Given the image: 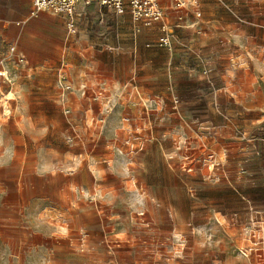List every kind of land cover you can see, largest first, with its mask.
Here are the masks:
<instances>
[{
  "label": "crops",
  "instance_id": "0c3cea01",
  "mask_svg": "<svg viewBox=\"0 0 264 264\" xmlns=\"http://www.w3.org/2000/svg\"><path fill=\"white\" fill-rule=\"evenodd\" d=\"M96 1L77 6L74 23L75 29H78V39L73 44L75 47H71V53L67 54L68 61L64 66L61 40L57 45L51 44L47 42L44 32L32 28L36 20V17L29 16L32 0H0V49L3 51V47L11 48L15 44L17 55L16 61L14 56L10 62L1 61L3 69L9 71L12 77L10 83L5 85V96L13 106L11 111L3 113L1 120L4 121L1 122L8 123L10 119L13 127L5 134L15 135L16 129V135H31V128H35V124H52L57 119L56 135L62 138L73 133L85 136L86 145L83 144L86 148H53V158H50L47 152L52 148L47 146L41 151L38 161L40 175L67 170L77 173V176L80 174V178L70 179L60 186L57 181L52 183L46 180L44 184L51 188L68 189V201L78 209L73 218L102 221L86 224L72 232L75 238H71L69 243L82 251L103 249L104 221L107 223L114 212L111 210L119 211L125 186L110 176H120L128 165L121 155L122 151L133 153L134 149L139 150L136 155L132 154L131 158L135 157L130 160L132 169L135 167L133 179L136 187L145 191L139 193V200L157 204L158 192L179 188L185 191L186 198H190V185L193 181H212L211 174L214 172L211 173L204 165L199 166L196 161L206 150L216 153V159H222L225 152L229 155L234 150L232 142L224 144V141H231L235 135L215 126L206 109L213 108L217 100L222 99V94L228 96L235 85L227 74L219 73V70L215 72L217 81L212 75L206 79L192 71L194 68L189 69L190 66L185 72L179 66L171 70L169 63L176 58L173 57L171 45L170 48L159 45L160 37L169 36V41L171 39L174 43L181 35L187 43V54L192 56L200 52L201 44L207 37L216 33L237 45L243 43L244 35L245 38L247 36L240 24L215 19L213 7L207 4L210 0H199L202 3L198 7L183 10L174 9L170 0H161L164 18L153 22V25L132 19L138 27H149L143 28V38H138L134 33L129 46L124 48L116 42L111 31L122 26L120 22L124 19V12L129 10L117 13L112 8L98 5ZM3 9H8L7 14L2 12ZM196 9L200 14L202 12L200 19L197 18ZM15 11L18 13L15 14ZM179 15L182 20L178 19ZM83 25L90 28L88 33L81 31ZM51 48L53 54L49 52ZM61 75L70 84V91L62 89L59 80ZM183 81L197 88L191 95L180 96V102L173 104V97H179L180 94L177 86ZM209 84H218L219 88L205 95V90L211 91L207 89ZM31 87H36L42 96L30 98ZM200 87L204 91L199 96ZM9 93L19 100L14 102L9 99ZM98 93L99 97L93 99ZM226 100L230 102V98ZM0 106L3 108V105ZM52 106L58 109L55 114L47 111L34 114L29 110ZM65 106L70 109L69 118L61 114ZM100 116H103V123L99 126L96 118ZM124 117L129 120H124ZM14 124L17 127L14 128ZM75 153L79 159L71 157ZM83 153L85 157H82ZM263 153L261 151V161L259 158H252L256 160L255 163L249 161L252 166L264 167ZM153 164L156 166L154 176ZM185 164L192 166L191 173L181 170ZM223 177L222 180H214L216 184L213 187L227 193L230 201L233 199L235 204L229 206V210L236 205L238 207L241 199L243 205L247 202L256 210L264 211V200L251 199L243 191L239 192L232 179ZM258 192L264 197V186ZM62 195L66 197L64 192ZM15 219L12 214L0 211V244L5 254L0 264H23L19 260L9 259L7 255L13 251L11 244L14 234L19 237L16 239L18 249L35 245L41 251L46 249L44 246L53 244L50 241L53 235H66L64 231L55 234L47 229H37L31 233L25 230L24 225L13 224ZM218 248L219 245H214L210 249Z\"/></svg>",
  "mask_w": 264,
  "mask_h": 264
},
{
  "label": "rangeland",
  "instance_id": "374dc122",
  "mask_svg": "<svg viewBox=\"0 0 264 264\" xmlns=\"http://www.w3.org/2000/svg\"><path fill=\"white\" fill-rule=\"evenodd\" d=\"M96 3L99 5L97 1ZM200 3L198 1L199 5ZM198 4L195 7H198ZM207 4L213 7L215 19L242 26L243 33L247 34L246 38L244 35L243 43H229L216 33L203 41L200 52L196 55L187 54V43L181 35L174 43L168 38L171 44L164 47L170 48L171 45L173 57L176 58L169 63L171 70L179 66L182 72H185L190 66L189 69L194 68L192 71L200 73L206 79L212 75L216 81L218 77L215 72L219 70V73L227 74L235 85V89L228 96L222 94V99L219 98L213 108L206 109L215 126L223 129V132L229 130L235 135L231 141H224V144L232 142L234 150L229 155L225 152L222 159H216V153L210 149L206 150L196 161L199 166L204 165L211 173L214 172L211 174L212 181H193L190 185V198H186L185 191L179 188L158 192L157 204L139 200V193L145 191L136 187L133 179L135 167L132 169L133 164L130 162L135 157L131 158L132 154L136 155L139 150L134 149L133 153L128 151V154L122 151L121 155L128 165L121 171L123 174L110 178L125 186L123 201L119 211L116 208L111 210L114 212L107 223L104 221L103 249L97 251L77 250L69 240L75 236L72 232L77 228L102 221L73 218L78 209L68 201V189L51 188L44 184L46 180L52 183L57 181L60 186L70 179L80 178V174L77 176V173L67 170L57 174L40 175L38 167L41 151L47 146L52 148L47 153L53 158L54 149L81 146L86 148L85 136L73 133L62 138L56 135L59 123L57 119H54L52 124H35V128H31V135H16V129L15 135L5 134L13 127L10 119L8 123L1 122V117L11 111L13 106L5 96V85L10 83L12 77L9 71L3 69L1 61H9L12 56L16 61L17 55L15 44L13 51L10 46H2L0 105H3V108L0 106V131L3 134L0 135V211L12 214L17 218L13 220V224L24 225L25 230L31 233L37 229H47L55 234L60 231L66 233L63 237L53 235L50 238L53 244L44 246V251L35 245L18 249L16 239L19 237L14 234L11 244L13 251L7 254L9 259L19 260L23 264H264V253L259 254L262 251L258 250L261 248L260 241L263 245L264 222H259L264 221V218H261L264 217V211L256 210L247 202L243 205L241 199L238 201L239 208L236 205L234 209L229 210L228 207L235 204L233 199L230 201L227 193L213 187L216 184L214 180L219 181L224 176L236 183L239 192L243 191L257 201L264 200L263 195L258 192L259 188L264 186V167L252 166L249 162L255 163L257 158L261 161V151H264V0H210ZM196 10L197 14L199 10ZM2 12L7 14L8 9H3ZM16 13L18 12L15 11ZM130 16L131 14L125 11L124 19L120 22L122 26L111 31L116 42L124 48L129 46L134 33L138 38H143V28L149 27L134 25ZM30 17H36L32 28L37 32H44L47 42L57 45L59 39L61 40L65 66L68 61L67 54L71 53V47H75L73 44L75 45L78 39V29L76 33L69 32L66 25L67 16L63 14L41 11ZM201 17L202 12L197 18ZM20 24L21 22L18 23ZM82 30L88 33L90 28L83 25ZM49 52L53 54V49H49ZM17 79L21 80L19 77ZM217 85L209 84L207 89L211 91L205 90V95L217 91ZM177 87L180 94L179 97H173V104H178L180 96L191 95L197 88L184 81ZM203 89L200 87L198 90L199 96ZM30 90V98L42 96L36 87H31ZM8 97L14 102L19 100L11 93ZM228 98L230 102L227 103ZM175 99L178 100L177 103H174ZM56 108L52 106L29 110L34 114L43 111L55 114L58 111ZM63 109L61 114L69 118L70 113L64 114ZM98 118L96 123L100 126ZM69 138H73V142H69ZM85 156L83 153L82 157ZM71 157L79 159L77 153L71 154ZM262 157L264 158V153ZM155 168L153 164V176ZM181 170L191 173L193 168L185 164ZM63 192L66 197L62 195ZM244 206L246 207L243 208ZM92 230L96 233V230ZM105 230L109 233L108 236H105ZM214 245H219V248L210 249ZM3 255L5 254L0 244V260Z\"/></svg>",
  "mask_w": 264,
  "mask_h": 264
},
{
  "label": "built area",
  "instance_id": "2783aa9c",
  "mask_svg": "<svg viewBox=\"0 0 264 264\" xmlns=\"http://www.w3.org/2000/svg\"><path fill=\"white\" fill-rule=\"evenodd\" d=\"M91 0H32L30 15L36 16L38 12H53L58 14H63L67 16V28L69 32L74 33L75 29V12L79 4L88 5ZM172 6L176 10H183L190 7H195L199 0H170ZM99 4L104 7L112 8L117 13H123L126 9L129 10L132 19L134 21H143L145 25H150L153 22L161 21L164 18V9L161 5V0H98ZM197 16H200V12H197ZM179 20H182V16H178ZM163 31L164 27L162 28ZM159 45L169 46L168 37L163 35L159 39ZM11 51L14 50L13 47L10 48ZM61 82V87L63 90H68L70 84L66 81L64 76L59 78ZM100 93L93 96V99H97ZM178 100L175 99L174 103ZM64 114H69L70 109L66 106L63 109ZM124 120H129L128 117H124ZM98 123H103V116L98 118ZM73 138H69V142H73ZM260 246L258 250L262 251L259 254L264 253V238L263 245L260 241ZM259 246V247H260Z\"/></svg>",
  "mask_w": 264,
  "mask_h": 264
}]
</instances>
